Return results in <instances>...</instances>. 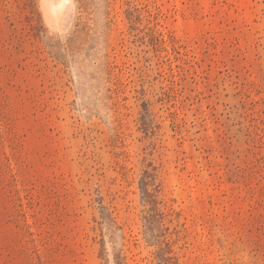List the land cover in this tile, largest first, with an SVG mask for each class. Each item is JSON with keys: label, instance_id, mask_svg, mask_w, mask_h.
Segmentation results:
<instances>
[{"label": "rangeland", "instance_id": "rangeland-1", "mask_svg": "<svg viewBox=\"0 0 264 264\" xmlns=\"http://www.w3.org/2000/svg\"><path fill=\"white\" fill-rule=\"evenodd\" d=\"M0 264H264V0H0Z\"/></svg>", "mask_w": 264, "mask_h": 264}]
</instances>
